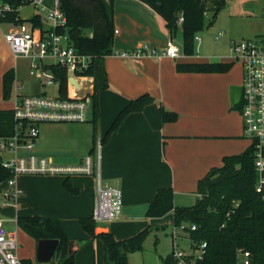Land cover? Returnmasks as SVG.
<instances>
[{
	"label": "crops",
	"instance_id": "obj_1",
	"mask_svg": "<svg viewBox=\"0 0 264 264\" xmlns=\"http://www.w3.org/2000/svg\"><path fill=\"white\" fill-rule=\"evenodd\" d=\"M230 2L231 0H227V7ZM242 7L250 20H255L264 27V0H245ZM33 15L23 18L31 19ZM114 23L117 31L114 52L130 51L140 46L163 50L167 41L172 38L155 11L139 0H114ZM43 26L48 27L46 22H43ZM6 27L8 26L0 24V47L5 46L4 53H7L5 62L0 66V111L12 110L14 105L15 88L9 100L3 98V77L9 70H13L17 77L18 59L13 57L4 39ZM9 29L10 27L8 31ZM227 29L228 27L218 39L215 38L220 32L212 35L221 45L227 43L231 53V45L236 39L231 37L234 35L233 30L231 32ZM263 35L264 30L252 38ZM178 37L181 38L180 32L174 37L175 42ZM200 41L202 43L201 38ZM216 49L212 54L203 50V53L198 52L194 57L183 56L179 59L122 58L116 55L105 58L109 88L99 93L96 136L93 133L91 144L81 136L77 137L76 152L68 141L63 143L69 152L67 156H58L59 163L80 165L86 156L94 152L97 139L104 137L130 100L149 93L156 102L127 116L102 144L100 184L103 189L117 193L112 196V202L118 207V219L97 222V234L111 232L117 240H123L148 226L165 228L169 224L166 223V215H173V212L161 218L146 217V211L159 189H173L175 206L192 205L193 203H186L185 200L191 197V200H197L198 181L212 168L220 167L225 156L240 154L249 147V140L242 136L240 116L242 68L233 60L225 59L219 48ZM178 62L233 63V66H238L239 75L232 68L222 74L179 73L176 71ZM44 91L36 87L33 93ZM160 105L176 112L178 120L174 123H162ZM90 119L92 122V111ZM39 140L40 137L36 147ZM36 147L34 151L37 155L55 160L53 156H47L38 150L36 152ZM65 179L52 175L18 178L23 196L17 204L0 208L5 226L9 222L16 225L15 230L9 231L14 232L17 237L18 255L25 264L38 263L36 240L17 225L16 219L42 216L59 219L69 240L84 242L74 255V264H107L102 240L87 234L80 225L81 219L93 215L98 179L94 175L71 177L76 193L65 188ZM130 257L129 254V264Z\"/></svg>",
	"mask_w": 264,
	"mask_h": 264
},
{
	"label": "trees",
	"instance_id": "obj_2",
	"mask_svg": "<svg viewBox=\"0 0 264 264\" xmlns=\"http://www.w3.org/2000/svg\"><path fill=\"white\" fill-rule=\"evenodd\" d=\"M12 4L25 5L26 0H5ZM146 4L163 21L171 39L180 32L182 52L186 57L196 55V37L204 29L208 12L212 13V25L227 0H139ZM59 8L67 20V30L72 44L81 53L91 55L93 60L85 75L93 79L92 107L93 133L96 136L99 120V93L109 88L104 66L105 58L114 54V0H58ZM182 14V22H179ZM2 22H26L12 12ZM33 27L44 28L39 15L29 20ZM175 41V40H174ZM233 63L228 62H178L179 73L228 72ZM60 79L61 89L66 92L68 74L66 70L53 68ZM15 73L9 70L3 77V98L9 100L15 83ZM156 99L144 93L132 99L120 111L104 137V144L130 114L142 111ZM162 123L178 120L176 112L160 105ZM16 120L13 110L0 111V137H11L15 133ZM254 147L250 146L240 154L225 156L220 167L212 168L197 184V200L191 206H175L172 188H161L146 211L148 218H161L173 212L174 225L188 224L185 229L192 249L204 243L206 247L201 258H194L193 264H239L241 251L250 253L251 264H264V192H257L258 174L254 167ZM9 177V172L0 168V181ZM71 177L64 181L65 188L76 193ZM97 222L93 215L80 220L81 228L90 236L101 239L105 246L107 264H129L131 253L143 251L148 235L155 229L148 226L127 239L117 240L111 232L96 233ZM17 225L36 241L56 239L59 241L54 264H74V256L68 257L69 238L61 221L42 216L18 217ZM195 226V230L191 227ZM163 264H176L170 253L162 258Z\"/></svg>",
	"mask_w": 264,
	"mask_h": 264
},
{
	"label": "built area",
	"instance_id": "obj_3",
	"mask_svg": "<svg viewBox=\"0 0 264 264\" xmlns=\"http://www.w3.org/2000/svg\"><path fill=\"white\" fill-rule=\"evenodd\" d=\"M26 2L28 4L17 5L0 0V24L10 27L4 39L15 59L29 60V73L41 86L56 89L53 94L44 91L26 95L21 92L22 86L14 83L12 110L17 123L13 136L0 137V168L9 172V177L0 181V196L8 205L17 204L23 196V191L18 186V178L21 176L52 175L68 178L76 175H94L98 182L93 218L96 222L116 220L118 207L113 204L112 196L117 193L103 189L100 184L101 139H97L94 152L86 156L80 165H58L52 159L39 156L34 151L42 124L83 123L90 120L91 111L93 113V79L86 76L85 71L90 67L93 57L81 53L72 44L67 20L59 8L58 0H53L50 7L45 5L43 0ZM27 5H31L34 15H39L42 23H47V28L29 27L26 22L1 21L12 12L16 13V21L24 19L21 10ZM182 21V17L179 18V22ZM222 35L223 32H220L215 39ZM199 41L200 37L197 36L196 42ZM231 54L233 62L242 68V136L254 147V167L259 176L257 192L261 193L264 192V35L233 42ZM113 55L122 58L157 59H179L184 56L182 48L173 39L167 41L163 50L140 46L130 51L114 52ZM53 68L66 70V92L62 91L60 79ZM71 78H74V83L70 82ZM182 228L186 229L183 225ZM195 229V226L191 227V230ZM175 238L179 239L178 236L173 237L171 254L177 260L176 264H193V258L191 263L185 260L186 254L178 248ZM205 247L206 244H200L199 248L194 250V256L193 253L191 255L201 258ZM18 248L15 233L7 230L0 213V264H25L18 255ZM250 257L249 252L241 251L239 264H251ZM36 264L54 263L52 261Z\"/></svg>",
	"mask_w": 264,
	"mask_h": 264
},
{
	"label": "rangeland",
	"instance_id": "obj_4",
	"mask_svg": "<svg viewBox=\"0 0 264 264\" xmlns=\"http://www.w3.org/2000/svg\"><path fill=\"white\" fill-rule=\"evenodd\" d=\"M45 5L52 6L53 0H43ZM245 0H231L230 6H225L218 14L215 22L212 25H209V21L211 19L212 13L208 12L205 18L204 29L198 33V36L201 38V41L197 42L195 53L202 52L203 50L206 52L214 53L217 51L216 47L219 48L221 54H223L225 59L232 61V54L228 49V44L226 43L221 45L219 41L213 39V33L226 31V27H228L229 31L234 32V35H231L233 39L236 41H242L244 39L252 38L256 35V33L262 32L264 27L262 24H258L255 20H250V17L246 15L243 11L242 4ZM227 5V4H226ZM31 5H27V7L22 8L21 16L28 17L34 14ZM30 19H26V24H30ZM8 28L6 27L5 32H8ZM227 29V30H228ZM230 32V33H231ZM255 34V35H254ZM204 42V43H203ZM200 43V44H199ZM176 44L181 47L182 42L181 38L178 37L176 40ZM206 45V47H204ZM201 48V50H200ZM5 46L0 47V66L6 60V54L4 53ZM186 57V56H185ZM194 57V56H193ZM188 58V57H187ZM191 59V58H190ZM29 60L25 58H18L16 62L17 68V83L23 86L21 90L22 93L26 95L34 94V90L36 87H40L42 91H49L50 94L54 93L55 87H43L33 78L29 73ZM235 64H238L235 62ZM234 73L239 75V68L237 65L232 67ZM15 85V84H14ZM13 85V90H14ZM91 120V119H90ZM83 122V123H45L40 127V140L39 144L36 147L37 150L45 154L47 156H53L55 158V162L58 165H63L59 163V157L66 155L69 152L63 146V143L68 141L69 144L72 145L73 150L77 151V137H80L88 143L93 142V129L92 122ZM63 159V158H61ZM193 199V197H191ZM187 199L186 203H195V200ZM193 201V202H192ZM195 201V202H194ZM192 204V205H193ZM8 205L2 196H0V208L3 209ZM191 204H188L190 206ZM170 214V213H169ZM12 215V214H10ZM9 216V215H8ZM169 223L165 228L155 227V229L148 235L145 240L143 251L131 253L130 262L131 264H163L162 258L169 255L172 251L173 246V237L178 236L179 239L175 238V241L178 242V248L183 250L186 254L185 260L190 262V257L195 254L194 249L190 245V240L186 231L182 228H188V224H182L180 226L174 225V216L166 215ZM6 227L8 230H15L16 225L13 222L6 223ZM177 233V234H173ZM191 263V262H190Z\"/></svg>",
	"mask_w": 264,
	"mask_h": 264
},
{
	"label": "water",
	"instance_id": "obj_5",
	"mask_svg": "<svg viewBox=\"0 0 264 264\" xmlns=\"http://www.w3.org/2000/svg\"><path fill=\"white\" fill-rule=\"evenodd\" d=\"M179 18L182 17V14L178 15ZM74 78H71V83H74ZM84 242L74 241L70 240L68 244V252L67 256L72 257L75 255L76 251L79 249L81 245H83ZM59 241L56 239H40L36 241V250L37 255L36 259L38 263H50L52 262L57 247H58Z\"/></svg>",
	"mask_w": 264,
	"mask_h": 264
}]
</instances>
